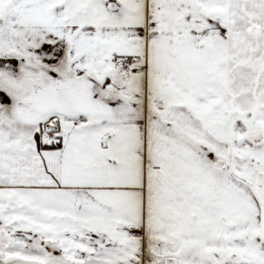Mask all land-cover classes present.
<instances>
[{
	"label": "snow or ice",
	"instance_id": "1",
	"mask_svg": "<svg viewBox=\"0 0 264 264\" xmlns=\"http://www.w3.org/2000/svg\"><path fill=\"white\" fill-rule=\"evenodd\" d=\"M0 264H264V0H0Z\"/></svg>",
	"mask_w": 264,
	"mask_h": 264
}]
</instances>
